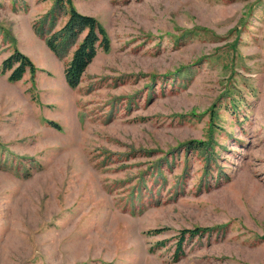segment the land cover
Listing matches in <instances>:
<instances>
[{
	"label": "rangeland",
	"instance_id": "374dc122",
	"mask_svg": "<svg viewBox=\"0 0 264 264\" xmlns=\"http://www.w3.org/2000/svg\"><path fill=\"white\" fill-rule=\"evenodd\" d=\"M71 1L110 39L74 87L68 4L0 0V264H264V0Z\"/></svg>",
	"mask_w": 264,
	"mask_h": 264
},
{
	"label": "trees",
	"instance_id": "16d2710c",
	"mask_svg": "<svg viewBox=\"0 0 264 264\" xmlns=\"http://www.w3.org/2000/svg\"><path fill=\"white\" fill-rule=\"evenodd\" d=\"M60 5L68 4V18L65 24L58 29L50 38H47V46L59 55L58 43L68 39L76 40L79 35L83 34L75 49L72 51V56L67 66L64 68V76L67 83L74 87L78 85L81 76L91 63L99 49L107 51L110 48V39L103 28V25L93 15L79 12L73 5L71 0H57ZM2 70H9L10 80H19L27 71L34 74L36 66L33 61L23 52L15 50L2 62ZM187 145L189 148L197 149L201 145H205L203 141L189 140L188 142H180L178 145ZM163 228H155L152 233L161 232ZM208 226H194L192 228H182L176 240L175 256L183 253L182 245L186 236L192 237L203 235ZM163 242H161L162 244Z\"/></svg>",
	"mask_w": 264,
	"mask_h": 264
}]
</instances>
